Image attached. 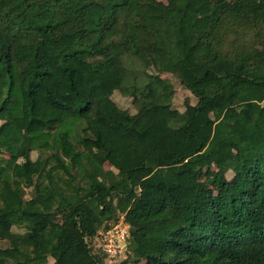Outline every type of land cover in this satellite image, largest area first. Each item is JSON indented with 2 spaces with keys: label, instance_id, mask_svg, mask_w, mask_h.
Returning <instances> with one entry per match:
<instances>
[{
  "label": "trees",
  "instance_id": "1",
  "mask_svg": "<svg viewBox=\"0 0 264 264\" xmlns=\"http://www.w3.org/2000/svg\"><path fill=\"white\" fill-rule=\"evenodd\" d=\"M120 214L115 264H264V0H0V264H104Z\"/></svg>",
  "mask_w": 264,
  "mask_h": 264
},
{
  "label": "built area",
  "instance_id": "2",
  "mask_svg": "<svg viewBox=\"0 0 264 264\" xmlns=\"http://www.w3.org/2000/svg\"><path fill=\"white\" fill-rule=\"evenodd\" d=\"M129 238V225L120 214L115 222L100 230L93 241L95 249L103 256L104 264H115L126 258Z\"/></svg>",
  "mask_w": 264,
  "mask_h": 264
},
{
  "label": "rangeland",
  "instance_id": "3",
  "mask_svg": "<svg viewBox=\"0 0 264 264\" xmlns=\"http://www.w3.org/2000/svg\"><path fill=\"white\" fill-rule=\"evenodd\" d=\"M161 1H165V0H161ZM212 1H214V0H212ZM148 73L151 74L153 77L160 76V77H163L165 79H168L174 85L175 92H174V102L173 103H174V106L177 107L179 110L183 109V107H184L183 102L186 100L192 104L195 103L194 96L189 91L183 89L180 85H178L176 83L174 77L170 73L157 74L156 72L151 71V70H148ZM112 98L120 108L127 109L131 113H136V109L132 105L131 99L129 97L123 96L119 92L115 91L112 95ZM159 111H161V113L169 114L168 110L166 108H159ZM139 115H142V113H140ZM209 115L212 116V114H209ZM234 155H235V153L233 150H227V157L228 158H232V157H234ZM32 156L35 157V152L32 153ZM209 159H211V156H209ZM104 167H105V169L111 168L108 163H105ZM215 169L216 168L214 166H212L206 174H202L199 177L200 182L203 184V186L205 187V189L207 191H212V190L214 192L216 191L215 185H209L208 183H206L207 177L212 176ZM227 176H230V172L227 173ZM51 261L52 260H50V262Z\"/></svg>",
  "mask_w": 264,
  "mask_h": 264
}]
</instances>
